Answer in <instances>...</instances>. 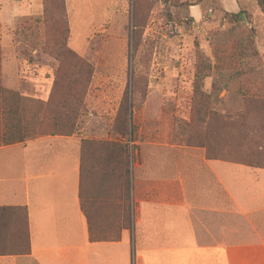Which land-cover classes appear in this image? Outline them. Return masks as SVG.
I'll return each instance as SVG.
<instances>
[{
    "label": "rangeland",
    "instance_id": "obj_1",
    "mask_svg": "<svg viewBox=\"0 0 264 264\" xmlns=\"http://www.w3.org/2000/svg\"><path fill=\"white\" fill-rule=\"evenodd\" d=\"M5 24L0 17L5 90L46 101L58 66L51 47L93 66L72 133L82 139L84 194L103 200L93 209L83 199L93 236L97 220L110 229L105 237L117 236L156 156L168 189L188 187L200 151L264 169V15L254 0H45L38 16ZM70 29L73 43L87 44L83 54L69 47ZM125 98L126 130L118 118ZM195 107L218 116L199 123ZM36 123L29 118L25 139L39 135Z\"/></svg>",
    "mask_w": 264,
    "mask_h": 264
},
{
    "label": "crops",
    "instance_id": "obj_2",
    "mask_svg": "<svg viewBox=\"0 0 264 264\" xmlns=\"http://www.w3.org/2000/svg\"><path fill=\"white\" fill-rule=\"evenodd\" d=\"M41 6L42 0H0L2 24L38 16ZM72 32L69 47L83 54L87 44L73 43ZM82 155L76 133L0 143V207H21L10 229L27 234L25 253L0 254V264H264L263 168L200 151L190 161L188 187L175 181L168 189L163 158L156 156L127 223L123 218L117 236L109 238L99 220L96 236L91 233L83 199L93 209L103 200L84 194Z\"/></svg>",
    "mask_w": 264,
    "mask_h": 264
},
{
    "label": "trees",
    "instance_id": "obj_3",
    "mask_svg": "<svg viewBox=\"0 0 264 264\" xmlns=\"http://www.w3.org/2000/svg\"><path fill=\"white\" fill-rule=\"evenodd\" d=\"M254 1L264 15V0ZM44 2L45 0H42V3ZM49 53L58 61V66L55 71L53 89L46 101H35V99L29 96L10 92L3 89L0 84V111L2 112L4 126L0 143L11 144L27 140L21 135V132L23 130L29 131V128H27L29 118L37 122L36 124L39 129L34 131V133L39 134L38 136H42V134L71 135L73 133L75 122L85 107L84 98L93 75V66L63 46L62 50H54L51 47ZM33 103H38V107L30 111L28 106ZM202 103V101L201 103L199 101V105H202ZM196 111L200 114L199 123L205 124L212 117L218 116L216 110L207 111L205 108L204 111L200 109H196ZM122 113L124 116L121 122L125 125L124 130H126L127 121L129 120L127 98L124 99V102L119 108L118 118H121ZM222 118L229 120L231 116H229V113H226L222 115ZM45 122L50 125L48 127L51 129L49 130L50 132H43L41 130V126ZM122 133L125 134V131ZM246 165L255 167V164ZM15 210H22V208L0 207V254L25 253L27 249V234L25 238L19 228H17V234H13L14 231L10 229V224L12 223L11 217ZM6 233L13 234L11 237L12 240L7 241L8 239L3 238V235Z\"/></svg>",
    "mask_w": 264,
    "mask_h": 264
}]
</instances>
